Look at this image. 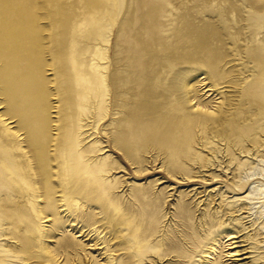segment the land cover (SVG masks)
Segmentation results:
<instances>
[{"label": "rangeland", "instance_id": "rangeland-1", "mask_svg": "<svg viewBox=\"0 0 264 264\" xmlns=\"http://www.w3.org/2000/svg\"><path fill=\"white\" fill-rule=\"evenodd\" d=\"M9 18L0 131L17 91L36 136H0V264H264V0H0Z\"/></svg>", "mask_w": 264, "mask_h": 264}, {"label": "bare ground", "instance_id": "bare-ground-1", "mask_svg": "<svg viewBox=\"0 0 264 264\" xmlns=\"http://www.w3.org/2000/svg\"><path fill=\"white\" fill-rule=\"evenodd\" d=\"M0 45H4V43L5 44H12V42H14L15 40H18L17 38H16V36L17 35H19L20 34V30H21V28H20V25H19V21H17V20H12L11 18H9V20H5V19H3V20H1V23H0ZM4 29V30H3ZM37 36V35H36ZM35 36V37H36ZM38 37V36H37ZM47 37V36H46ZM43 40V39H42ZM46 40V39H45ZM37 43V42H36ZM44 44V43H43ZM49 46V45H48ZM47 47V46H46ZM10 51V50H9ZM21 51V50H20ZM44 51V50H43ZM12 52V51H11ZM47 52V51H46ZM26 53V52H25ZM27 54V53H26ZM45 54H48V53H45ZM61 54V53H60ZM32 55V54H31ZM50 55V54H49ZM10 56V55H9ZM46 56V55H45ZM48 56V55H47ZM51 56V55H50ZM56 56V55H55ZM3 57V56H2ZM7 57V56H6ZM14 57V56H13ZM59 57V56H58ZM0 58H1V55H0ZM53 58V57H52ZM60 58H61V55H60ZM2 59V58H1ZM15 59V58H14ZM48 59V58H47ZM50 59V58H49ZM48 59V60H49ZM59 59V58H58ZM32 60V59H31ZM46 60V59H45ZM9 62H11V61H9ZM50 62V61H49ZM62 62V61H61ZM149 62V61H148ZM13 63V62H12ZM42 63V62H41ZM59 63H60V60H59ZM11 64V63H10ZM14 64H19V61H16V63H14ZM46 64V63H45ZM10 66V65H9ZM8 66V67H9ZM15 66V65H14ZM52 66V65H51ZM59 66V65H58ZM5 67V66H4ZM11 67H9V69H10ZM15 68V67H14ZM13 68V69H14ZM39 68V67H38ZM148 68V67H147ZM1 69V68H0ZM2 69H4V68H2ZM6 69V68H5ZM4 69V70H5ZM40 69V68H39ZM50 69H52V68H50ZM61 69V68H60ZM57 70H59V69H57ZM3 71V70H2ZM1 73V72H0ZM4 73V72H3ZM9 73H11V72H9ZM9 73H7V74H9ZM29 73V72H28ZM33 73V72H32ZM56 73H58V72H56ZM12 74V73H11ZM6 75V74H5ZM4 75V76H5ZM29 75H30V73H29ZM31 75H33V74H31ZM36 75V74H35ZM188 75V74H187ZM3 76V77H4ZM10 76V75H9ZM39 76V75H38ZM12 77V76H11ZM25 77H26V75H25ZM24 77V78H25ZM32 77V76H31ZM5 78V77H4ZM7 78V77H6ZM29 78V77H28ZM182 78V77H181ZM9 79V78H8ZM14 79V78H13ZM30 79V78H29ZM32 79V78H31ZM28 80V79H27ZM34 80H36V79H34ZM64 80V79H63ZM189 77H184V78H182V79H179V80H177L175 83L173 82V83H171V85L170 86H172V88L174 89L175 87H178V86H180V87H183V88H185L184 90H186V88H187V86H188V84L190 83L189 82ZM2 81H3V79H2ZM13 82L15 81V80H12ZM11 80H10V82L9 83H11L12 82ZM32 81V80H31ZM33 82V81H32ZM31 82V83H32ZM38 82V81H37ZM90 82V81H89ZM92 82V81H91ZM94 82V81H93ZM7 83V82H6ZM29 83H30V81H29ZM26 84V83H25ZM37 84V83H36ZM39 84V83H38ZM37 84V85H38ZM45 84V83H44ZM89 84H91V83H89ZM93 84V83H92ZM91 84V85H92ZM125 85V84H124ZM29 86V85H28ZM94 86V85H93ZM17 88H18V84H17V86H16ZM191 87V86H190ZM30 88V87H29ZM13 88H11V90H12ZM28 89V88H27ZM180 89V88H179ZM14 90H15V88H14ZM18 90V89H17ZM52 90H53V88H52ZM4 91H6L5 90V88H4ZM29 91H30V89H29ZM54 91V90H53ZM175 91V90H174ZM188 91H189V89H188ZM188 91H186V93H188ZM192 91V90H191ZM13 92H17V91H13ZM13 92H10V93H6L5 94V100H4V102H5V112L3 113V115H4V117L1 119V121H3V122H6L8 119H11V118H14V122H15V124L16 125H18V128H16L15 129V131H14V133H15V136H16V139H15V137H13V135L12 134H10V133H5V132H3L2 130L0 131V136H6V137H10V138H12L13 139V141L15 142V144H16V146H20V147H24V146H26L27 148H28V150L29 151H32V146L34 145V142H33V138H35V136H36V134H35V121H34V119H33V117H32V115H31V112L28 110V109H25V108H23L22 107V100L23 99H21V98H19L15 93H13ZM31 92H33V91H31ZM173 92V91H172ZM26 93V92H25ZM51 93V92H50ZM3 94V93H2ZM28 94V93H27ZM4 95V94H3ZM55 95V94H54ZM56 95H59V94H56ZM159 95V94H158ZM11 97V99L13 98L14 99V101L15 102H13V104H11L10 106H9V103H8V99ZM59 97V96H58ZM156 97H158L157 95H156ZM17 100H20L21 101V105L19 106V104H17L16 103V101ZM191 98H190V96L188 95L187 96V98H186V103L189 105V107H191V108H193V107H195L196 106V110H200V111H202L201 109H202V107H200V105H197V104H192L191 103ZM33 103V102H32ZM42 103V102H41ZM44 104V103H43ZM43 106V105H42ZM44 106H46V105H44ZM141 107H143V106H141ZM40 108V107H39ZM139 108V107H138ZM137 108V109H138ZM149 108V107H148ZM188 108V107H187ZM190 108V109H191ZM141 109V108H140ZM40 110V109H39ZM191 110H194V109H191ZM190 110V111H191ZM207 114H208V116H211V117H213L214 115L212 114V113H208V112H206ZM142 114V113H141ZM130 115H132V114H130ZM44 116V115H43ZM42 117V116H41ZM43 118H45V117H43ZM45 120V119H44ZM138 120V119H137ZM167 122V121H166ZM13 123V122H12ZM45 123V122H44ZM49 124V123H48ZM158 124V123H157ZM159 124H161V123H159ZM203 124V123H202ZM6 125L8 126V127H11V126H9V122L8 123H6ZM43 125V124H42ZM14 126V125H13ZM52 126V125H51ZM192 126V120L190 119V118H188V119H181V118H176V119H174V120H172V121H169V122H167V124H165V125H163V129H166V130H172V128H177V129H180V130H182L183 132H187L188 131V129L190 128ZM55 127V126H54ZM49 128V127H48ZM58 128V127H57ZM74 128V127H73ZM146 128V127H145ZM50 129H51V127H50ZM10 130V129H9ZM58 130V129H57ZM161 130H162V128H161ZM11 131V130H10ZM170 131H168V132H170ZM175 131V130H174ZM160 132H162V131H160ZM166 132V131H165ZM49 133V132H48ZM171 133V132H170ZM167 134L168 133H166V136H167ZM50 135H51V133H50ZM57 135V134H56ZM174 135V134H173ZM51 136H54V135H51ZM66 136V135H65ZM64 136V137H65ZM144 136V135H143ZM164 136H165V134H164ZM2 137V138H3ZM69 137V136H68ZM149 137H150V135H149ZM144 138V137H143ZM156 138H157V136H156ZM155 138V139H156ZM160 138V137H159ZM162 138V137H161ZM176 138V137H175ZM53 139V138H52ZM57 139V138H56ZM180 139V138H179ZM4 140V139H3ZM50 140V139H49ZM67 140V139H66ZM148 140V139H147ZM176 140V139H175ZM9 141V140H8ZM10 141H12L11 139H10ZM36 141V140H35ZM64 142H65V140H63ZM160 141H161V139H160ZM163 141V140H162ZM161 141V142H162ZM3 142V141H2ZM36 142H38L39 143V141H36ZM53 142H56V141H53ZM63 142V143H64ZM13 143V142H12ZM62 143V142H61ZM62 143V144H63ZM3 144V143H2ZM11 143H8V145H10ZM45 144H47V143H45ZM44 145V144H43ZM4 146V145H3ZM53 146V145H52ZM63 146V145H62ZM45 147V146H44ZM48 147V146H47ZM50 147V146H49ZM55 147V146H54ZM12 148H14V147H12ZM41 148V147H40ZM7 149V148H6ZM8 150H11V148H9ZM7 151V150H6ZM12 151V150H11ZM40 151V150H39ZM35 152V151H34ZM39 153V152H38ZM24 154H27V153H24ZM35 154V153H34ZM42 154V153H41ZM20 155V154H19ZM29 155V154H28ZM39 155V154H38ZM49 156V155H48ZM31 157V156H30ZM36 158H37V156H35ZM50 157V156H49ZM25 158V157H24ZM29 158V157H28ZM42 158V157H41ZM40 158V159H41ZM46 158V157H45ZM48 158V157H47ZM34 159V158H33ZM39 159V160H40ZM37 160V159H36ZM24 161H26V160H24ZM28 161V160H27ZM26 161V162H27ZM29 161H31L30 159H29ZM28 161V162H29ZM38 162V161H37ZM22 165V164H21ZM24 165V164H23ZM26 165H28V164H26ZM30 165V164H29ZM76 165V164H75ZM74 165V166H75ZM43 166V165H42ZM81 166H84V165H81ZM91 166V165H90ZM5 167V166H4ZM30 167V166H29ZM39 167V166H38ZM86 167V166H85ZM21 168V167H20ZM33 168V167H32ZM43 168V167H42ZM73 168V167H72ZM82 168V167H81ZM34 169V168H33ZM33 169H31V170H33ZM83 169V168H82ZM82 169H80V170H82ZM25 170H26V168H25ZM71 170H73V169H71ZM70 170V171H71ZM85 170V169H84ZM35 171V170H34ZM37 171V170H36ZM31 172V171H30ZM42 172V171H41ZM80 172V171H79ZM38 173V172H37ZM41 174V173H40ZM46 174H48V173H46ZM32 175V174H31ZM34 175V174H33ZM86 175H87V173H86ZM25 176V175H24ZM37 176V175H36ZM35 177V176H34ZM28 179V178H27ZM32 179V178H31ZM39 179V178H38ZM36 180V179H35ZM84 180H85V178H84ZM83 180V181H84ZM90 180V179H89ZM37 181V180H36ZM88 181V180H87ZM90 182V181H89ZM66 183V182H65ZM80 183V182H79ZM83 183V182H82ZM255 183H256V181H255ZM254 183V184H255ZM34 184H35V182H34ZM257 184V183H256ZM56 185V184H55ZM69 185V184H68ZM71 185V184H70ZM83 185V184H82ZM49 186V185H48ZM67 186V185H66ZM44 187V186H43ZM262 187H263V184H262ZM36 188H37V186H36ZM42 188V187H41ZM67 188H69V187H67ZM257 188V187H256ZM63 189V188H62ZM35 190V189H34ZM257 190H259V189H257ZM33 191V190H32ZM43 191V190H42ZM66 191H67V189H66ZM69 191V190H68ZM88 191V190H87ZM34 192V191H33ZM63 192V191H62ZM67 193V192H66ZM85 193V192H84ZM89 193V192H88ZM91 193V192H90ZM37 194V193H36ZM48 194V193H47ZM63 195V194H62ZM64 195H65V193H64ZM111 199V198H110ZM51 201V200H50ZM49 201V202H50ZM110 201V200H109ZM149 201V200H148ZM111 202H113V201H111ZM153 202V201H152ZM154 202H156V201H154ZM162 202V201H161ZM75 203V202H74ZM115 203V202H114ZM148 203H151V202H148ZM147 203V204H148ZM181 203V202H180ZM157 204V203H156ZM155 204V205H156ZM184 204H186V203H183V205ZM111 205V204H110ZM183 205H182V207H183ZM120 206V205H119ZM152 206V205H151ZM176 206V205H175ZM49 207V206H48ZM113 207V206H112ZM111 208V207H110ZM129 208V207H128ZM176 208H178V207H176ZM113 209V208H112ZM115 209V208H114ZM124 209V208H123ZM125 210L127 211V209L125 208ZM147 210V209H146ZM115 211V210H114ZM178 211V210H177ZM234 211H236V208L234 209ZM123 212V211H122ZM125 212V211H124ZM123 212V213H124ZM131 212V211H130ZM118 213V212H117ZM123 213H122V215H123ZM145 213V212H144ZM116 214V213H115ZM120 214H121V211H120ZM119 214V215H120ZM130 214V213H129ZM147 214H148V212H147ZM121 215V216H122ZM128 216V215H127ZM122 219L124 218V217H121ZM121 218H118V219H121ZM129 218V217H128ZM131 218V217H130ZM133 218V217H132ZM135 218V217H134ZM125 219V218H124ZM139 219V218H138ZM136 220V219H135ZM135 220L133 219V221L135 222ZM145 220H147V219H145ZM204 220H207V219H204ZM119 221H122V220H119ZM124 221H126V220H124ZM130 221V220H129ZM137 221V220H136ZM140 221V220H139ZM142 221H144V219L142 220ZM157 221V220H156ZM182 221V220H181ZM239 221V220H238ZM115 222V221H114ZM118 222V221H117ZM117 222H116V224H117ZM141 222V221H140ZM180 222V221H179ZM178 222V223H179ZM206 222V221H205ZM119 223V222H118ZM121 223H123V222H120V224ZM137 223V222H136ZM143 223V222H142ZM145 223V222H144ZM149 223V222H148ZM147 223V224H148ZM153 223V222H152ZM177 223V222H176ZM200 223V222H199ZM208 223V222H207ZM156 224V223H155ZM154 223H153V225H155ZM180 224V223H179ZM182 224V223H181ZM201 224H203V223H201ZM211 224V223H210ZM209 224V225H210ZM134 225H135V223H134ZM141 225V224H140ZM151 225V224H150ZM149 225V226H150ZM194 225V224H193ZM131 226V225H130ZM132 226H133V224H132ZM138 226V225H137ZM156 226V225H155ZM189 226V225H188ZM133 227H136V226H133ZM139 227V226H138ZM137 227V228H138ZM119 228H120V226H119ZM141 228V227H140ZM148 228H150V227H148ZM245 228V227H244ZM130 229H132V228H130ZM147 229V228H146ZM155 229H156V227H155ZM157 229H158V226H157ZM167 229V228H166ZM184 229V228H183ZM118 229H116V231H117ZM121 230H122V228H121ZM121 230H118V231H120L121 232ZM141 230V229H140ZM163 230V229H162ZM115 231V232H116ZM117 231V232H118ZM126 231V230H125ZM124 231V232H125ZM130 231V230H129ZM138 231H139V229H138ZM123 232V233H124ZM131 232V231H130ZM155 232V231H154ZM157 232V231H156ZM166 232V231H165ZM163 233L162 234V237H160L162 240H164L163 242H165L166 243V245L168 246V247H170V246H172L173 245V242H174V240H173V238H171V237H169L171 234H173V233H171L169 236H168V234H166V233ZM176 232V231H175ZM126 233V232H125ZM143 233V232H142ZM144 233H145V231H144ZM147 233V232H146ZM169 233H170V231H169ZM231 233V238H235V236H233L232 235V233H234V231H231L230 232ZM117 234V233H116ZM157 233H155V234H153V233H151L150 231L148 232V234H147V236H149L150 235V237H151V235H156ZM139 235V234H138ZM158 235H159V233H158ZM120 236V235H119ZM141 236V235H140ZM143 236V235H142ZM140 237L141 238V240H142V238L143 237ZM146 235H145V237H147ZM116 238H117V236H115ZM174 237H176V236H174ZM126 238H128V236L126 237ZM149 238V237H148ZM178 238H180V237H178ZM131 239V238H130ZM138 240H139V238H137ZM154 239V238H153ZM150 240V239H149ZM122 241V240H121ZM130 241V240H129ZM119 242V241H118ZM118 242H116V244L118 243ZM125 243H126V240L124 241ZM123 242V243H124ZM137 242V241H136ZM141 242V241H140ZM142 242H143V240H142ZM149 242V241H148ZM233 242H236V241H233ZM113 245V244H112ZM118 245H120V247H121V244H118ZM130 245H131V242H130ZM130 245H128V246H130ZM136 245V244H135ZM149 244L147 243V246H148ZM154 246H152V245H150V246H152L151 248H152V251L154 252L155 251V247H158V246H160V244H159V241L157 242V243H155V244H153ZM123 246H125V245H123ZM132 246V245H131ZM174 246V245H173ZM143 247V246H142ZM162 247V246H161ZM251 247H254V246H251ZM113 247H111V249H112ZM132 248V247H131ZM159 248V247H158ZM210 249H208L207 251H206V253L204 254L205 256H204V260H202V262H201V264H219L217 261H215V260H210V254L213 252L214 253V251H215V248L213 247V246H211V247H209ZM130 249V248H129ZM165 249V248H164ZM244 249V248H243ZM243 249H241V251L243 250ZM118 250V249H117ZM122 250V249H121ZM147 250V249H146ZM159 250V249H158ZM168 250V249H167ZM119 251H120V249H119ZM125 251V250H124ZM145 251V250H144ZM157 251V250H156ZM160 251H161V249H160ZM237 251V250H236ZM117 252V251H116ZM115 252V253H116ZM151 252V251H150ZM159 252V251H158ZM156 253V254H159V256H160V254H162V253ZM177 252H179V251H177ZM247 252V251H246ZM249 252V251H248ZM132 253V252H131ZM138 253V252H137ZM142 253V252H141ZM149 253V252H148ZM155 253L153 254L154 256H155ZM164 253H168V254H170L169 252H164ZM163 253V254H164ZM125 255H126V253H124ZM140 254V253H139ZM144 254H145V252H144ZM178 254V253H177ZM203 254V253H202ZM122 255V254H121ZM130 255V254H129ZM138 255V254H137ZM143 255V253L141 254V256ZM146 255H147V253H146ZM149 255V254H148ZM176 255V254H175ZM179 255V254H178ZM178 255H176V256H178ZM181 255V254H180ZM179 255V256H180ZM113 256V255H112ZM111 256V257H112ZM116 256H118V255H116ZM152 256V255H151ZM110 257V258H111ZM126 257H127V255H126ZM125 257V258H126ZM128 257H130V256H128ZM124 258V259H125ZM158 258V257H157ZM161 258H162V256H161ZM165 258V257H164ZM179 258V257H178ZM212 258V257H211ZM114 259L116 260V257H114ZM169 259V258H168ZM114 260V261H115ZM128 260H130L129 258H128ZM128 260H126L125 259V261H128ZM156 260V259H155ZM170 260V259H169ZM178 260V259H177ZM113 261V260H112ZM111 261V262H112ZM114 261H113V263H114ZM124 261V262H125ZM157 261H158V259L156 260V263H157ZM160 261V260H159ZM162 261V260H161ZM175 261V260H174ZM123 262V261H122ZM131 262V261H130ZM154 262V261H153ZM167 262V261H166ZM179 262V261H178ZM117 263V261H115V264ZM119 263H121V262H119ZM118 263V264H119ZM160 263V262H159ZM126 264V263H125ZM127 264H128V262H127ZM131 264V263H130ZM154 264V263H153ZM177 264V263H176Z\"/></svg>", "mask_w": 264, "mask_h": 264}]
</instances>
